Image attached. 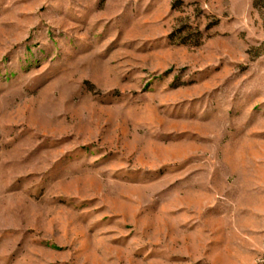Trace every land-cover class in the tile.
Listing matches in <instances>:
<instances>
[{
	"label": "rangeland",
	"instance_id": "1",
	"mask_svg": "<svg viewBox=\"0 0 264 264\" xmlns=\"http://www.w3.org/2000/svg\"><path fill=\"white\" fill-rule=\"evenodd\" d=\"M0 264H264V0H0Z\"/></svg>",
	"mask_w": 264,
	"mask_h": 264
}]
</instances>
